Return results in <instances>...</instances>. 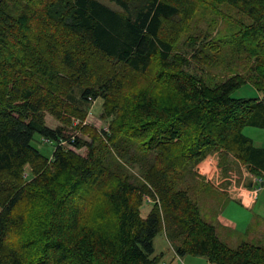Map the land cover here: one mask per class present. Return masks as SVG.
Instances as JSON below:
<instances>
[{
    "label": "trees",
    "instance_id": "obj_1",
    "mask_svg": "<svg viewBox=\"0 0 264 264\" xmlns=\"http://www.w3.org/2000/svg\"><path fill=\"white\" fill-rule=\"evenodd\" d=\"M109 1L118 10L97 0H0V264H160L154 239L161 234L178 257L264 264L263 244L223 243L188 189L178 187L214 153L264 178V147L242 134L264 129V0H209L247 18L227 43L243 73L214 82L190 72L191 61L162 37L207 0ZM152 69L169 96L140 90L120 98L119 70L147 76ZM245 84L261 96L233 97ZM99 98L112 125L98 139L44 122L45 113L64 124L81 120L89 99ZM35 135L55 144L50 158L32 146ZM112 150L143 168L141 178L123 177L104 192L116 218L107 228L98 215L85 222L83 191L111 172ZM145 197L153 205L142 217ZM40 199L46 218L29 258L10 240L18 231L14 213L24 200ZM72 202L79 203L69 208Z\"/></svg>",
    "mask_w": 264,
    "mask_h": 264
},
{
    "label": "rangeland",
    "instance_id": "obj_2",
    "mask_svg": "<svg viewBox=\"0 0 264 264\" xmlns=\"http://www.w3.org/2000/svg\"><path fill=\"white\" fill-rule=\"evenodd\" d=\"M97 1L113 10H118V7L109 0ZM128 1L136 2L137 0ZM238 20L245 22L247 18L241 14H235V11L228 6H216L207 0L192 13L190 18L188 16L180 17L165 27L162 32V37L171 42L175 56H183L191 61L190 72L203 77L206 81L214 82L236 73H243L244 71L234 60L231 52L232 49L227 44L228 41L233 40ZM193 56L197 57L194 58ZM202 61L205 63H202ZM155 72L157 71L152 69L151 73L147 76H142L134 74L133 72L119 70L118 77L121 86L119 92L121 94L120 98L123 100L122 95L127 98L128 93L140 90H147L149 94L161 100L169 96L168 87L164 83L159 82L160 80L158 78H153L156 75ZM232 95L236 98L246 99L261 96L250 84L243 85L234 91ZM103 104V100L100 98L96 100L89 99V103L84 106L85 108L83 110L85 117L81 120L73 118L70 124H64L49 113H45L44 122L49 128L62 127L86 141L98 139V137L103 136V133L110 132V126L112 125L111 119H103L101 117ZM242 134L250 138L256 146H264V129L244 127ZM190 139V136L187 137L185 146L189 144ZM31 144L47 158L51 157L55 148L54 143H43L39 135L33 137ZM183 149L180 148L177 153H180ZM111 152L116 161V164L112 166L111 172L103 178L95 189H85L83 191L88 198V202H85L86 204L83 206L85 209V222L93 223L98 215L104 220V225L107 228H113L115 226L116 218L105 200L104 192L115 181L123 177L141 178L143 168L141 164L135 163L131 155L124 158L117 155L114 150ZM132 152L133 149L129 154ZM206 158L208 161H218L216 165L219 171L218 179L216 180L215 171L210 180H205L199 175L197 164L189 175L184 174L178 187L188 189L192 200L198 204L203 219L208 223L213 224L217 215L225 220L232 221V223H237V232L221 231L218 228L220 239L223 243L231 248L237 247L241 242L261 243L264 245V210L260 212L262 213L261 217H263L261 219L260 217H256L255 213L258 212L257 210L251 212L242 208L237 202L226 200V198L219 195L220 189H225V186L217 185L216 182L232 176L238 186L243 184L247 185L253 174L246 166L237 162L230 154L222 156L219 153H214L208 155ZM245 174L246 178H244ZM256 188L260 190L261 186L257 184ZM224 200L230 204L222 208L221 205ZM142 202L143 205L140 211L141 216L145 217L151 209L153 202L146 197L143 198ZM78 203H70L69 208L78 205ZM257 205H260V198ZM47 206L48 203L45 199H40L34 204L24 200L14 213L16 218L14 228L18 229V231L16 235L11 236L10 240L17 248L24 249L29 258L34 257L36 252H38V245L40 243L39 234L46 218L45 212ZM251 220H253L252 224L249 231H247ZM161 242L162 239L158 238L154 244L156 251L159 249L158 246H160ZM198 258L197 260H200L199 264H212L205 258ZM178 263L189 264L186 261H178Z\"/></svg>",
    "mask_w": 264,
    "mask_h": 264
},
{
    "label": "crops",
    "instance_id": "obj_3",
    "mask_svg": "<svg viewBox=\"0 0 264 264\" xmlns=\"http://www.w3.org/2000/svg\"><path fill=\"white\" fill-rule=\"evenodd\" d=\"M256 147H264V146L260 145ZM217 164H218L217 160L208 161V159L206 158L204 161L200 162L197 165V168L199 170L198 172L199 175L202 176L205 180H210L216 171L215 176L217 180L219 177V173H218L219 171L216 168ZM244 176H245L244 178H246V174ZM251 176H252L251 180H249L248 184L244 185L242 183L243 185L241 186H238L236 184L232 176H230L229 178L220 179L219 181H216L217 185L219 184V185L225 186V189H222V188L220 189L219 195L223 196V198H226V200L237 202L242 208L247 209L251 212L254 210H257L258 212L255 213L256 217H260L262 219L263 218L261 217L262 213L260 212L261 210H264V188H263L264 178L253 176V175ZM255 179H261V183H259V185L261 186V189L257 193H254V188L257 185L255 182ZM259 198H260V205L258 206L257 204L259 202ZM226 200L222 202V205H221L222 208L230 204ZM252 221L253 220L250 221L247 227V231H249ZM212 225L215 227V232L219 239H220V233L218 231V228H220L221 231H229V232H237L238 230L237 223H232V221L225 220L219 215L216 216L215 222H213ZM158 238L162 239V242L160 246H158L159 249H157V251H156L155 245H154V249H155V254H162L160 264H176V263L179 264L178 261L179 262L186 261L189 264H199L200 260H197L199 259L198 257H194V256L192 257L189 255H186L184 257L176 256V254L173 252L170 244L168 243V241L166 240L163 234L158 235L154 239V244L157 242ZM256 244H261V243H256Z\"/></svg>",
    "mask_w": 264,
    "mask_h": 264
},
{
    "label": "built area",
    "instance_id": "obj_4",
    "mask_svg": "<svg viewBox=\"0 0 264 264\" xmlns=\"http://www.w3.org/2000/svg\"><path fill=\"white\" fill-rule=\"evenodd\" d=\"M256 184L261 183V179H255ZM259 191V189H257L256 187L254 188V193H257Z\"/></svg>",
    "mask_w": 264,
    "mask_h": 264
}]
</instances>
